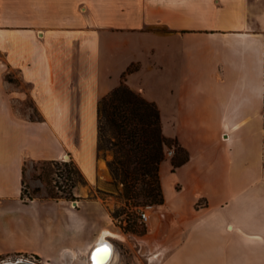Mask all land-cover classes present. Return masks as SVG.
Wrapping results in <instances>:
<instances>
[{
	"label": "crops",
	"instance_id": "0c3cea01",
	"mask_svg": "<svg viewBox=\"0 0 264 264\" xmlns=\"http://www.w3.org/2000/svg\"><path fill=\"white\" fill-rule=\"evenodd\" d=\"M120 84L187 154L161 163L142 234L96 194L97 106ZM65 156L74 200L22 196L24 162ZM103 240L108 264H264V0H0V258L90 264Z\"/></svg>",
	"mask_w": 264,
	"mask_h": 264
},
{
	"label": "trees",
	"instance_id": "16d2710c",
	"mask_svg": "<svg viewBox=\"0 0 264 264\" xmlns=\"http://www.w3.org/2000/svg\"><path fill=\"white\" fill-rule=\"evenodd\" d=\"M8 80H10L8 78ZM11 81V80H10ZM98 114V149L110 150L112 158L107 166L115 180L123 186L121 198L131 205L144 203L161 204L163 200L160 182V165L165 159V149L175 146L171 158L173 167L187 160L186 152L173 139L162 133L160 113L157 105L132 91L125 84L113 88L100 98ZM49 166H62L67 179L65 195L47 189L46 196H33L22 191L26 199L32 198H74L76 181L83 177L73 161L35 160ZM24 179V166H23ZM57 175L62 171H56ZM57 190L62 187L55 182ZM36 191H39L38 189ZM133 201V202H131Z\"/></svg>",
	"mask_w": 264,
	"mask_h": 264
},
{
	"label": "rangeland",
	"instance_id": "374dc122",
	"mask_svg": "<svg viewBox=\"0 0 264 264\" xmlns=\"http://www.w3.org/2000/svg\"><path fill=\"white\" fill-rule=\"evenodd\" d=\"M12 82L15 83L19 88L24 89L27 88V85L21 82L18 77L13 72H10L7 76ZM9 80V81H10ZM15 108L22 114L29 115L30 117H39L38 112L33 107V103L30 98L26 97L23 100L19 102L14 103ZM90 136L85 135L84 140H82L80 143L81 149L84 151V155H86L88 152L93 154L96 151V141L90 140ZM168 149V148H167ZM167 149H165V159H171L175 156V146L171 145L170 149L173 150L172 155L167 154ZM89 150V151H88ZM113 154L110 150H104V149H98V158L104 159V160H110L112 158ZM64 158H67L66 156ZM70 161V160H69ZM166 164L164 163L162 165L161 173L163 177L166 175ZM57 166H49L48 164L41 163L38 161H26L24 162V179H23V187L26 191V194H31L33 196H46L47 195V189H52L54 191H58L59 194L65 195L66 191H62L64 187H66L67 179L65 178V171L62 170V166H60L58 169ZM104 171L102 174V179L106 182V186H104L105 189H99L96 194L106 203L110 215L114 220H120V221H129L132 220V223H128L125 225H121V228L125 233L134 232L138 234H142L146 231V225L145 224H137L136 219V210L141 205L133 206L131 205L130 201L126 202L121 198V194L123 192V186L120 182L114 179L112 173L110 172L108 166L103 167ZM56 171H62V174L57 175ZM82 175V174H81ZM58 182V184H61L62 187L60 190H57L55 182ZM77 184L84 183V178L81 180H77ZM39 191H36V190ZM93 193V192H92ZM95 194V193H93ZM74 200V198L72 199ZM133 202V201H131ZM145 204V203H144ZM143 205V204H142ZM157 205V204H155ZM116 221V224H117ZM121 244V243H120ZM123 245V244H122ZM121 247V246H120ZM2 258H0V264H1Z\"/></svg>",
	"mask_w": 264,
	"mask_h": 264
},
{
	"label": "built area",
	"instance_id": "2783aa9c",
	"mask_svg": "<svg viewBox=\"0 0 264 264\" xmlns=\"http://www.w3.org/2000/svg\"><path fill=\"white\" fill-rule=\"evenodd\" d=\"M166 152H167L168 155H172L173 154V150L170 149V148H168ZM61 161L67 162L69 160H68V158H63ZM75 203L76 202H74V204ZM154 206H155V204H151V203H145V204L139 206L137 208V210H136L137 219H136L135 223H137L139 225L145 224L147 219H148L149 213H150L151 210H153ZM116 221L117 220H115V222ZM132 222H133L132 220H129L128 222L125 221V220H123V221L118 220L117 224L119 226H121V225H125V224L132 223ZM17 259L29 261V262H31L33 264H41L39 262V260H37L33 256H24V255H18V256L12 257V258L2 259L1 262H5V261H9V260H17Z\"/></svg>",
	"mask_w": 264,
	"mask_h": 264
},
{
	"label": "bare ground",
	"instance_id": "6f19581e",
	"mask_svg": "<svg viewBox=\"0 0 264 264\" xmlns=\"http://www.w3.org/2000/svg\"><path fill=\"white\" fill-rule=\"evenodd\" d=\"M67 158H69L68 156H66ZM104 248H107L108 250L107 251H102V249ZM111 247L110 245H105V247H102L100 248L98 251H97V254H96V259H95V262L97 264H102L104 263L105 261L108 260V258H111ZM21 261H25V260H21V259H17V260H9V261H5V262H1V264H14L16 262H21ZM114 261V260H113ZM29 262V261H27ZM31 263V262H30ZM113 263V262H112ZM33 264V263H32ZM114 264V263H113Z\"/></svg>",
	"mask_w": 264,
	"mask_h": 264
},
{
	"label": "water",
	"instance_id": "95a60500",
	"mask_svg": "<svg viewBox=\"0 0 264 264\" xmlns=\"http://www.w3.org/2000/svg\"><path fill=\"white\" fill-rule=\"evenodd\" d=\"M105 245H108V246H109V244H108L106 241L103 240V241L99 242V243H98V244L92 249V251H91V253H90V264H97V263L95 262L97 251H98L100 248L105 247ZM110 247H111V246H110ZM110 257H111V256H110ZM110 259H111V258H108V260L105 261V262L102 263V264H108L109 261H110ZM14 264H32V263L27 262V261H21V262H16V263H14Z\"/></svg>",
	"mask_w": 264,
	"mask_h": 264
},
{
	"label": "snow or ice",
	"instance_id": "6c2138e0",
	"mask_svg": "<svg viewBox=\"0 0 264 264\" xmlns=\"http://www.w3.org/2000/svg\"><path fill=\"white\" fill-rule=\"evenodd\" d=\"M107 250H108L107 248L102 249V251H107Z\"/></svg>",
	"mask_w": 264,
	"mask_h": 264
}]
</instances>
